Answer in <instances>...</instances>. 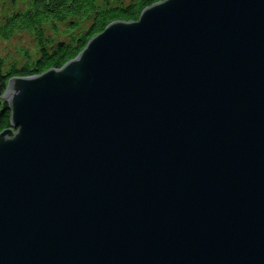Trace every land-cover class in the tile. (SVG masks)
Here are the masks:
<instances>
[{
    "label": "water",
    "instance_id": "1",
    "mask_svg": "<svg viewBox=\"0 0 264 264\" xmlns=\"http://www.w3.org/2000/svg\"><path fill=\"white\" fill-rule=\"evenodd\" d=\"M3 99L0 264H264V0H165Z\"/></svg>",
    "mask_w": 264,
    "mask_h": 264
},
{
    "label": "trees",
    "instance_id": "2",
    "mask_svg": "<svg viewBox=\"0 0 264 264\" xmlns=\"http://www.w3.org/2000/svg\"><path fill=\"white\" fill-rule=\"evenodd\" d=\"M20 1L22 9L0 20V40L9 42L30 33L37 51L34 56L25 52L23 63H6L0 57V134L11 129L10 105L3 101L10 80L61 70L111 24L138 22L146 9L165 0Z\"/></svg>",
    "mask_w": 264,
    "mask_h": 264
},
{
    "label": "rangeland",
    "instance_id": "3",
    "mask_svg": "<svg viewBox=\"0 0 264 264\" xmlns=\"http://www.w3.org/2000/svg\"><path fill=\"white\" fill-rule=\"evenodd\" d=\"M23 1L20 0H0V20L15 12L18 8H23ZM37 51V43L35 38L30 33H22L17 35L9 42L0 40V57L3 58L6 63H23L25 52L34 56ZM6 103V101L3 99ZM16 133L14 131L12 134Z\"/></svg>",
    "mask_w": 264,
    "mask_h": 264
}]
</instances>
